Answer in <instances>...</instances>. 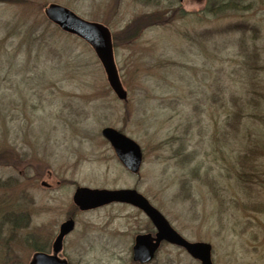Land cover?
<instances>
[{"label": "rangeland", "instance_id": "obj_1", "mask_svg": "<svg viewBox=\"0 0 264 264\" xmlns=\"http://www.w3.org/2000/svg\"><path fill=\"white\" fill-rule=\"evenodd\" d=\"M51 3L110 28L126 101L95 50L47 18ZM215 7L0 0V264L51 248L78 186L136 188L184 237L209 242L214 264H264V0ZM108 126L140 144L139 174ZM76 219L86 237L70 238V264H145L135 235L155 230L141 211L116 203ZM147 264L202 263L164 243Z\"/></svg>", "mask_w": 264, "mask_h": 264}, {"label": "water", "instance_id": "obj_2", "mask_svg": "<svg viewBox=\"0 0 264 264\" xmlns=\"http://www.w3.org/2000/svg\"><path fill=\"white\" fill-rule=\"evenodd\" d=\"M45 13L48 19L57 24L62 30L79 35L93 47L104 67L111 89L120 100L126 101L128 92L123 86L115 62L109 29L100 23L87 21L69 8L57 3L50 4L46 8ZM101 133L110 142L125 167L133 173L139 172L143 162L141 146L134 139L114 127H104ZM74 200L83 210L95 208L113 201L130 203L140 207L149 216L158 231L155 237L152 234L137 236L136 244L133 248L135 261H139L140 263L152 261L160 244L163 240H166L169 243L186 248L202 264H214L212 260V245L209 242L188 241L171 226L162 212L136 189L109 190L78 187ZM72 228L73 221L71 220L62 225L61 235L55 243L56 250L60 246L62 237L71 231ZM30 264H67V261L60 260L55 255L37 253Z\"/></svg>", "mask_w": 264, "mask_h": 264}, {"label": "flooded vegetation", "instance_id": "obj_3", "mask_svg": "<svg viewBox=\"0 0 264 264\" xmlns=\"http://www.w3.org/2000/svg\"><path fill=\"white\" fill-rule=\"evenodd\" d=\"M179 1H180L181 3H183L184 1L192 2V3H201V2H199V0H179ZM228 1H229V0H225V3L227 4ZM167 6H168V8H169V12H171V11L173 10V6H171V4H169V3L167 4ZM226 7H227V6H226ZM226 7H225V9H226ZM96 22H97V21H96ZM99 23H101V24H103L104 26H106V25H105L104 23H102V22H99ZM106 27L109 28L108 26H106ZM109 29H110V28H109ZM42 185H44V186H46V187H50V186H51V184L48 183V182H46V181H43V182H42ZM78 187H81V186H78ZM78 187H77V188H78ZM77 188L75 189V192H76ZM132 189H136V188H132ZM137 190H138V189H137ZM75 192H74V194H73V203H74V205H75L76 208H75L71 213H69L68 217H67L64 221H62L61 224L59 225V227H58V233H57V235H56V237H55V239H54V241H53V243H52V247H51V248H48V247H46V246L44 247V245H41L40 243H37V244H35V248H36L35 253H36V252H45V253H48V254H52V255L57 256L60 260H65V261H67V264H70V256L67 254V245L69 244V240H70V238H71L73 235H75V233H77V232L79 231L78 228H77L78 220L76 219V216H77V209H78L79 211H94L95 209H99V208H102V207H106V206H108V205H112V204H116V203H118V204H123V205H130V206L136 208L137 210L141 211L144 215H146V214L144 213V211H143L142 209H140V208H139L138 206H136V205H132V204H128V203H122V202H116V201H115V202H111V203H109V204L101 205V206L96 207V208H92V209H88V210H82V209L78 206V204L75 202V200H74ZM146 217H147V215H146ZM147 218H148L149 221L151 222L150 218H149V217H147ZM69 220L73 221V228H72L71 231H69L68 233H66V234L62 237L61 242H60V246H59L58 250H56V245H55V243H56V241L59 239V237H60V235H61V227H62V225H63L65 222H67V221H69ZM151 223H152V222H151ZM153 226H154V225H153ZM154 230H155L154 233L150 232L149 230H147L146 232H145V231H143V232L139 231V233H137V234L135 235V239H134L133 247H134V245H135V243H136V238H137L138 235H140V234H147V233H148V234L151 233L152 235H155L156 232H157L155 226H154ZM94 234H97V235H95V237L103 238V237L101 236L102 231H99V229H97V230L95 231ZM77 235H78V239H79L80 241H82V240L86 237V234H85L83 231L77 233ZM107 235H108V237H110V236H111L110 232H107ZM185 238H186V237H185ZM188 240H189V239H188ZM164 243H166V242H163V243L161 244V246H162ZM161 246H160V248H161ZM57 247H58V246H57ZM133 247H132V253H133ZM178 247L181 248V249H183L184 251H186V252L189 254V252H188L185 248H183V247H181V246H178ZM160 248L158 249V252H159ZM158 252H157V254H158ZM189 255H190V254H189ZM190 256H191V255H190Z\"/></svg>", "mask_w": 264, "mask_h": 264}, {"label": "trees", "instance_id": "obj_4", "mask_svg": "<svg viewBox=\"0 0 264 264\" xmlns=\"http://www.w3.org/2000/svg\"><path fill=\"white\" fill-rule=\"evenodd\" d=\"M209 3H211L213 7L216 6L215 10H225V7H228V3L226 4L225 0H209Z\"/></svg>", "mask_w": 264, "mask_h": 264}]
</instances>
